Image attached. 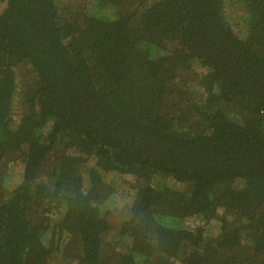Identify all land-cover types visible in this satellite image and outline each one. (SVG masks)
<instances>
[{
    "label": "trees",
    "instance_id": "obj_1",
    "mask_svg": "<svg viewBox=\"0 0 264 264\" xmlns=\"http://www.w3.org/2000/svg\"><path fill=\"white\" fill-rule=\"evenodd\" d=\"M0 264H264V0H0Z\"/></svg>",
    "mask_w": 264,
    "mask_h": 264
}]
</instances>
